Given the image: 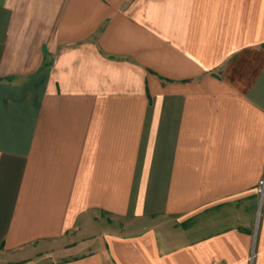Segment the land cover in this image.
Returning <instances> with one entry per match:
<instances>
[{
  "label": "crops",
  "instance_id": "crops-1",
  "mask_svg": "<svg viewBox=\"0 0 264 264\" xmlns=\"http://www.w3.org/2000/svg\"><path fill=\"white\" fill-rule=\"evenodd\" d=\"M263 178L264 0H0V264H264Z\"/></svg>",
  "mask_w": 264,
  "mask_h": 264
},
{
  "label": "built area",
  "instance_id": "built-area-1",
  "mask_svg": "<svg viewBox=\"0 0 264 264\" xmlns=\"http://www.w3.org/2000/svg\"><path fill=\"white\" fill-rule=\"evenodd\" d=\"M258 192L261 197L264 196V178L260 181Z\"/></svg>",
  "mask_w": 264,
  "mask_h": 264
},
{
  "label": "rangeland",
  "instance_id": "rangeland-1",
  "mask_svg": "<svg viewBox=\"0 0 264 264\" xmlns=\"http://www.w3.org/2000/svg\"><path fill=\"white\" fill-rule=\"evenodd\" d=\"M263 199H262V201L261 200L258 201L257 208L261 207V209H262L264 207V200ZM260 203H261V205H260Z\"/></svg>",
  "mask_w": 264,
  "mask_h": 264
}]
</instances>
